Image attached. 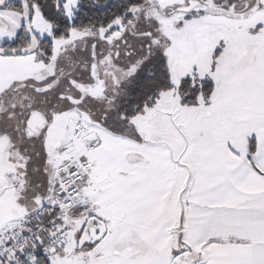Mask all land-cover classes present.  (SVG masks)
I'll return each mask as SVG.
<instances>
[{"label": "rangeland", "instance_id": "374dc122", "mask_svg": "<svg viewBox=\"0 0 264 264\" xmlns=\"http://www.w3.org/2000/svg\"><path fill=\"white\" fill-rule=\"evenodd\" d=\"M59 1L66 15L77 3V0ZM203 1L222 7L226 13H185L173 8L185 5L186 0H148L142 12L145 15L143 24L134 26L131 23L133 18L125 24L118 20L107 29L96 30L95 34L88 36L92 40H101L108 33L113 42L124 37L126 51L132 50L133 54L123 62L108 58V70L105 67L101 69V77L108 81V103H91L89 109L93 107L94 112H85L82 106L74 109L67 106V102L57 100L56 104L65 112L61 115L52 113L50 126L41 134L42 137L45 133L44 151L35 138L25 139L21 135L19 120L22 114L13 118L14 123H8V131L0 132V228L16 223L30 211L45 205L53 195L56 177L68 170L72 163L86 159L90 164L81 179L86 186L78 192L80 206L75 209L76 205H73L64 213L67 246L64 251L46 257L47 263L74 255L90 256L97 248H100L97 252L105 256L111 254L113 248H122L121 253L143 246L149 248L144 243L149 236L128 234L124 229L130 222L137 224L140 214L152 211L151 200L155 196L143 192L126 200L124 177L132 171L128 165H140L132 163L137 161L151 163L153 168L143 171L151 179L152 171L157 168L156 150L166 147L171 150V158L168 155L171 162L161 155L165 161L161 160L159 166L162 168L163 162L168 163L165 165V181L163 183L160 179L161 188L156 194L162 195L165 190L166 201L159 206L156 204L155 219L142 220V223L158 224L160 228L170 225L169 229L166 228V233L171 234L168 244L167 235L163 233L158 243L161 252L172 257L169 264H173V258L180 253L181 247L174 224L179 220L181 193L188 179V156L196 146L202 147L208 141L219 139H225L234 150L247 148L248 137L254 130L250 117L258 114L264 119V7L251 15L235 18L229 13H243L249 6L247 0ZM261 2L264 4V0ZM17 8L0 5V47L14 42L21 30L22 17ZM28 17L31 32L38 36L51 35L50 23L39 13L32 21L29 14ZM127 23L131 33L127 29L124 33L116 30L117 27L124 30ZM145 32L152 39L143 35ZM75 35L80 37L81 33L71 31L69 34ZM153 39L154 44H151ZM60 42H53L55 49ZM147 44H150L153 57L157 55L152 59L146 55ZM124 51L121 53L123 56ZM162 59L168 66L172 87L161 92L152 107L134 115L126 114L121 108L122 92L118 84L124 78H133L142 69L144 61L159 63ZM45 61L38 51L17 56L0 53V85L15 80V83H25L27 92L29 85L44 86L54 74L41 66ZM184 77L193 81L209 78L213 83L210 96L200 95L197 105H183L178 86ZM30 94L35 97L42 95L34 90ZM100 111L108 117L113 116L112 119L120 118L123 126L110 129L108 120L100 124ZM5 125L2 123V129ZM221 125L229 130L232 139L223 135ZM90 143H95L94 148H88ZM139 186L135 185L133 190L138 191L136 187ZM120 209L122 216L119 219ZM91 215L104 216L107 223L110 218L106 236L95 244L80 247L78 240ZM157 239L158 236L155 237ZM171 249L175 250L174 256L170 255ZM51 258L53 260L49 261Z\"/></svg>", "mask_w": 264, "mask_h": 264}, {"label": "crops", "instance_id": "0c3cea01", "mask_svg": "<svg viewBox=\"0 0 264 264\" xmlns=\"http://www.w3.org/2000/svg\"><path fill=\"white\" fill-rule=\"evenodd\" d=\"M250 118L254 130L248 137L245 150H234L225 139H219L208 141L202 147L196 146L188 156L186 166L189 174L181 193L179 220L174 226L177 227L179 242L183 246L180 247V252L193 250L199 253V260L195 264H264V119L258 114ZM225 126L230 129L228 125ZM220 127L224 130L223 135L232 139L229 130L223 125ZM156 151L157 168L155 172L152 171L151 179H148L147 173H143L153 168L151 163L137 161L132 163L140 165H128L132 171H128L124 177L126 200L143 192L153 193V197L155 196L151 200L152 211L140 214L137 224L130 222L128 228L124 229H127L128 234L140 233L149 236L144 242L149 248L143 246L125 253H121L122 248H113L112 253L107 256L101 254L102 252L98 253L100 248H97L90 256L74 255L54 260L51 258L49 261L53 260L52 264H169L172 257L161 252L158 242L163 233L167 235L166 245L168 244L171 234L166 233V228L169 229L170 225L160 228L158 224L142 223V220L147 222L155 219L156 204L159 206L166 201L165 190L162 195L156 194L161 188L160 179L162 178L163 183L165 181L163 177L167 161L162 163L161 168L159 162L165 161L161 155L170 161L169 151L166 147L157 148ZM83 180L78 184L79 191L86 186ZM135 185H140L136 187L138 191L133 190ZM78 197L75 209L80 206V194ZM120 213L121 209L117 215L119 219L122 216ZM93 217L104 222L107 233L110 218L107 223L104 216ZM99 245L100 243L97 244ZM66 246L67 244L58 252L64 251ZM164 247L168 250L167 246ZM171 252V256L175 254V250Z\"/></svg>", "mask_w": 264, "mask_h": 264}, {"label": "flooded vegetation", "instance_id": "af4514ba", "mask_svg": "<svg viewBox=\"0 0 264 264\" xmlns=\"http://www.w3.org/2000/svg\"><path fill=\"white\" fill-rule=\"evenodd\" d=\"M223 0H214L215 3H220ZM249 2V6L246 7V10L244 12L248 13V15L253 14L258 9L264 7V4L261 2V0H247ZM201 3L202 6L208 7V9H200V10H189V11H183L185 13L190 12H203L207 14L214 13H226L225 9L223 10L220 6H213L209 5L208 3H205L203 0H186L185 5H180L175 8L174 10L178 9V11H181V8L188 7L192 3ZM14 6L18 9L19 14L22 17V23H21V30L16 35V40L12 43H5V45L1 46L0 48L5 50H11V49H18V48H27L31 45V39L29 38L26 28L24 26V10L28 9V14L30 15V21H32V18L34 16V10L30 8L29 3L27 6L20 4L18 2H12L6 5ZM146 3H144L141 6H138V10L132 11V18L133 21L129 19L128 22H131L135 24L134 26L141 25L144 22L145 15L142 14L144 8L146 7ZM26 7V9H25ZM147 10L149 11L150 8L148 7ZM243 12V13H244ZM229 13V12H228ZM238 13V12H234ZM247 15V16H248ZM233 16V15H230ZM234 17V16H233ZM131 18V19H132ZM236 18V17H235ZM127 29V32H132L130 30V26H128V23L126 24V28L123 30L120 28L121 32L124 33ZM81 33L80 37L82 38V42L79 40L80 37L77 35L75 36H65V37H58L51 39V44L49 43V39H46L48 36H41L38 37V35L34 34L32 32V35L37 39V49L35 52H40L42 54V59L45 56L46 61L44 63H41V66H44L45 71H51L54 72L53 76L47 81V83L44 86H37V85H29L28 92L26 91L27 85L22 82H16L9 81V83L0 85V132H5L10 129L8 123L13 122V118L21 116V120H19V123L21 125L20 127V133L25 137V139H32L35 138L37 141L38 146L42 147L44 135L41 137V134L43 132L47 131L48 127L50 126L51 122V116L53 114L55 115H61L65 110L63 107H59L56 103L57 100H63L67 102V106H70L74 109L79 108V106L84 107V111H92L94 112L95 109L90 110L91 103L103 102L107 101L108 103V81L101 77V69L105 67L108 70V58H112V60H117L118 62L125 61L130 55L133 54L132 50L126 51V42L123 38L121 40H118L116 42H113L112 37L108 38V33L104 34V38L101 40L94 39L92 40L90 35L93 33L95 34V31L92 30H84ZM143 35L146 37H149L152 39V37L149 36L147 32H145ZM89 36V37H88ZM46 39V40H44ZM42 41H44L42 43ZM54 41H61L58 47L55 49V46L53 45ZM155 39H153L154 44ZM148 48L150 44H147ZM124 51L125 56H123L121 53ZM5 55V54H2ZM146 55L148 58L152 59L157 55H153L150 52V48L146 50ZM10 56V55H6ZM13 56V55H12ZM17 56V55H16ZM159 57V56H158ZM147 58V59H148ZM96 61L97 68L96 72H93L92 63ZM144 61L143 67L141 70H143L148 63H152L151 61L148 62ZM116 62V61H115ZM140 70V71H141ZM139 71V72H140ZM108 73V72H107ZM125 78L122 79V81L118 84L120 86L123 82H125ZM104 86L103 90H101V86ZM50 88L46 90H39V88L49 86ZM119 89V87H118ZM34 90L36 93H40L42 95L35 97L30 94ZM46 94H50L49 96H45ZM17 101H20L19 104H17ZM97 104V103H96ZM27 105V106H26ZM39 107V108H37ZM36 110L40 112L42 115L46 118V126L40 133L38 137H27L25 132V126L26 121L28 119V115L31 111ZM53 113V114H52ZM108 115L105 113L102 114L100 111V114L98 116V121L107 119ZM100 122V121H99ZM2 123L3 126L5 125V128L2 129ZM2 126V127H1ZM11 132V131H10ZM44 151V148H43ZM28 168V166H27ZM27 170V169H26ZM28 171V170H27Z\"/></svg>", "mask_w": 264, "mask_h": 264}, {"label": "trees", "instance_id": "16d2710c", "mask_svg": "<svg viewBox=\"0 0 264 264\" xmlns=\"http://www.w3.org/2000/svg\"><path fill=\"white\" fill-rule=\"evenodd\" d=\"M26 1L29 3L30 8L34 10L33 17L39 13L50 23L51 35L46 39H49V43L51 44V39L69 36L71 31H102L118 20L125 24L132 18V11L148 0H113L105 9L97 8L91 0H77L75 8L72 9L69 15H66V10L59 0ZM96 1L102 4L106 0ZM116 30L121 31L118 27ZM38 37L41 36L39 35ZM43 59L46 60V57L44 56ZM170 80L169 69L163 59L159 63H148L133 78L125 80L119 86V91L122 92V100H120L122 110L126 114L134 115L142 112L145 108L152 107L158 100L160 93L172 87ZM212 86L213 83L209 78L196 81H193L190 77L182 78L178 86V95L181 103L186 106L197 105L200 95L205 98L210 96L213 89ZM117 110L121 111L120 108ZM112 117L109 115L108 119H100V124L108 120L110 121L108 124V128L110 129L116 126H123L120 118L119 120H115ZM124 121L126 122V118H124ZM181 248H183L182 245ZM37 264L49 263H47L46 257H40Z\"/></svg>", "mask_w": 264, "mask_h": 264}, {"label": "built area", "instance_id": "2783aa9c", "mask_svg": "<svg viewBox=\"0 0 264 264\" xmlns=\"http://www.w3.org/2000/svg\"><path fill=\"white\" fill-rule=\"evenodd\" d=\"M94 143L88 148H94ZM56 177L48 204L30 211L16 223L0 228V264H33L63 248L68 239L65 210L75 205L78 184L90 167L86 159L72 163Z\"/></svg>", "mask_w": 264, "mask_h": 264}, {"label": "water", "instance_id": "95a60500", "mask_svg": "<svg viewBox=\"0 0 264 264\" xmlns=\"http://www.w3.org/2000/svg\"><path fill=\"white\" fill-rule=\"evenodd\" d=\"M92 3L99 9H105L109 6V4L113 0H106L104 3L100 4L96 0H91ZM12 2H18L20 4H23L27 6L26 0H0V5H6ZM200 9H208V7L202 6L198 3H192L188 7L181 8L183 11H189V10H200ZM24 26L26 28V32L31 39V45L27 48H18V49H11V50H5L0 48V53L5 55H24L31 52H34L37 49V39L32 35V32L28 28V9L26 11L24 10ZM230 15H233L236 18L247 16L248 13H229ZM93 72H96L97 64L96 61L92 63ZM50 88L49 86H45L42 88H39V90H46ZM104 86L102 84L101 90H103ZM46 126V118L44 115H42L40 112L33 110L29 113L28 119L26 121L25 126V132L27 137H38L44 127ZM169 155L171 158V150H169ZM106 234V226L104 222L97 219L96 217H89L87 219V222L84 225V228L82 230V234L78 240L80 247L84 244H94L97 241L101 240ZM199 253L193 250H183L180 253H178L173 258V264H195L199 260Z\"/></svg>", "mask_w": 264, "mask_h": 264}, {"label": "bare ground", "instance_id": "6f19581e", "mask_svg": "<svg viewBox=\"0 0 264 264\" xmlns=\"http://www.w3.org/2000/svg\"><path fill=\"white\" fill-rule=\"evenodd\" d=\"M49 202H47V204H48Z\"/></svg>", "mask_w": 264, "mask_h": 264}]
</instances>
